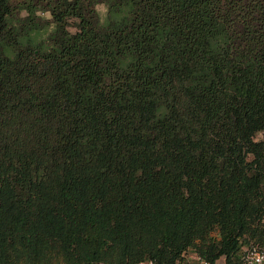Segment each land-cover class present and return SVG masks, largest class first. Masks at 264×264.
Listing matches in <instances>:
<instances>
[{
    "label": "trees",
    "instance_id": "1",
    "mask_svg": "<svg viewBox=\"0 0 264 264\" xmlns=\"http://www.w3.org/2000/svg\"><path fill=\"white\" fill-rule=\"evenodd\" d=\"M263 243L264 0H0V264Z\"/></svg>",
    "mask_w": 264,
    "mask_h": 264
},
{
    "label": "built area",
    "instance_id": "2",
    "mask_svg": "<svg viewBox=\"0 0 264 264\" xmlns=\"http://www.w3.org/2000/svg\"><path fill=\"white\" fill-rule=\"evenodd\" d=\"M138 264H154L153 261H141ZM176 264H209L195 253L184 255L183 261ZM214 264H226L225 257L221 256ZM240 264H264V243L243 248Z\"/></svg>",
    "mask_w": 264,
    "mask_h": 264
},
{
    "label": "rangeland",
    "instance_id": "3",
    "mask_svg": "<svg viewBox=\"0 0 264 264\" xmlns=\"http://www.w3.org/2000/svg\"><path fill=\"white\" fill-rule=\"evenodd\" d=\"M97 8H98V11H99L101 17H103L105 14V7L103 5H98ZM260 137H261V135H258V138H260Z\"/></svg>",
    "mask_w": 264,
    "mask_h": 264
}]
</instances>
